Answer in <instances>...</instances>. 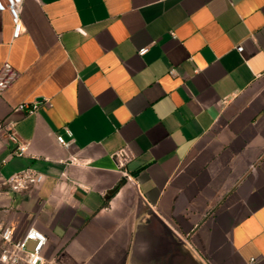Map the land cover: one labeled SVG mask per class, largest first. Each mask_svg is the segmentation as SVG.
Here are the masks:
<instances>
[{
	"label": "crops",
	"instance_id": "0c3cea01",
	"mask_svg": "<svg viewBox=\"0 0 264 264\" xmlns=\"http://www.w3.org/2000/svg\"><path fill=\"white\" fill-rule=\"evenodd\" d=\"M21 18L13 38L0 11L18 73L0 121L29 149L0 132V182L44 179L0 197V223L42 231L52 264H264V0H24Z\"/></svg>",
	"mask_w": 264,
	"mask_h": 264
},
{
	"label": "built area",
	"instance_id": "2783aa9c",
	"mask_svg": "<svg viewBox=\"0 0 264 264\" xmlns=\"http://www.w3.org/2000/svg\"><path fill=\"white\" fill-rule=\"evenodd\" d=\"M23 3L24 0H0V11H6L10 16L13 26V38L19 37L24 31L21 18ZM236 49L241 51L242 46L238 45ZM147 51L148 47H141L137 50V53L142 56ZM17 76L18 73L13 69L12 65L5 61L0 69V95ZM16 109L25 111L28 114L35 112L33 105L27 102L19 103ZM0 132H3L13 145L12 154L23 156L28 153L29 142L18 135L14 122L0 121ZM64 132L68 139H65L61 134H57L56 142L68 148L73 142L72 132L67 127H64ZM43 179L44 176L41 172L30 167L16 171L0 182V197L9 192H19L37 187L42 183ZM3 187L6 189H3ZM46 241V235L34 226L28 227L20 237H15L14 230L10 224L0 223V264H52L51 261L45 259L43 254ZM253 261L254 259H251L248 264H252Z\"/></svg>",
	"mask_w": 264,
	"mask_h": 264
},
{
	"label": "rangeland",
	"instance_id": "374dc122",
	"mask_svg": "<svg viewBox=\"0 0 264 264\" xmlns=\"http://www.w3.org/2000/svg\"><path fill=\"white\" fill-rule=\"evenodd\" d=\"M29 247H30V246H29ZM29 247H28V248H29Z\"/></svg>",
	"mask_w": 264,
	"mask_h": 264
}]
</instances>
